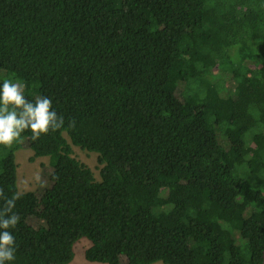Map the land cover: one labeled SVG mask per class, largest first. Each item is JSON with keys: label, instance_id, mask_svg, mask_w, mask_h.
<instances>
[{"label": "trees", "instance_id": "1", "mask_svg": "<svg viewBox=\"0 0 264 264\" xmlns=\"http://www.w3.org/2000/svg\"><path fill=\"white\" fill-rule=\"evenodd\" d=\"M5 79L64 118L0 145V188L20 197L6 264H69L83 237L107 264L264 263V0H0ZM234 131L261 146L257 170ZM23 146L49 158L43 193L18 191Z\"/></svg>", "mask_w": 264, "mask_h": 264}, {"label": "clouds", "instance_id": "2", "mask_svg": "<svg viewBox=\"0 0 264 264\" xmlns=\"http://www.w3.org/2000/svg\"><path fill=\"white\" fill-rule=\"evenodd\" d=\"M63 126L64 118L52 109L51 98L37 96L31 101L24 94V85L9 79L0 85V145L11 147L25 130H30L32 139L37 140ZM19 198L18 194L9 197L0 188V264L15 260L16 241L10 229H15L20 221L13 211Z\"/></svg>", "mask_w": 264, "mask_h": 264}, {"label": "rangeland", "instance_id": "3", "mask_svg": "<svg viewBox=\"0 0 264 264\" xmlns=\"http://www.w3.org/2000/svg\"><path fill=\"white\" fill-rule=\"evenodd\" d=\"M173 80L170 79L166 85V89H172ZM240 89L248 91L257 98V82L254 78L245 77L241 79L238 83ZM231 138L234 142V145L242 150L250 153L253 157L252 168L257 170L258 163L260 161L259 149L261 146H256V144H247L243 135L239 131H234L231 135ZM67 140L71 144L73 150V156L78 159L80 162L88 166L93 174L95 179H100V169L102 163L99 161L98 153L88 151L80 148L70 142V139L67 137ZM33 151L27 147H20L15 151V162L17 164V186L19 192L37 190L39 193H43L46 188H48V176L50 172L49 158L47 156H40L32 158ZM240 205H233L228 211L222 212L221 216L226 218H232L234 221L240 219ZM90 241L83 237L75 244V256L71 263L69 264H107L96 261H88L84 257V250L88 247ZM21 256L16 250L14 262H19ZM153 264H165L161 261H157ZM264 264V263H263Z\"/></svg>", "mask_w": 264, "mask_h": 264}]
</instances>
